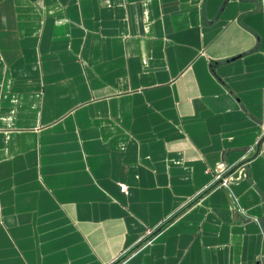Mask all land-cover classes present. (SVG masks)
I'll return each mask as SVG.
<instances>
[{"label": "crops", "instance_id": "obj_1", "mask_svg": "<svg viewBox=\"0 0 264 264\" xmlns=\"http://www.w3.org/2000/svg\"><path fill=\"white\" fill-rule=\"evenodd\" d=\"M0 264H264V0H0Z\"/></svg>", "mask_w": 264, "mask_h": 264}, {"label": "water", "instance_id": "obj_2", "mask_svg": "<svg viewBox=\"0 0 264 264\" xmlns=\"http://www.w3.org/2000/svg\"><path fill=\"white\" fill-rule=\"evenodd\" d=\"M262 143V141L261 142H259L258 144H257V146H256V152H255V154H254V156L258 153V151H259V147H260V144ZM245 164V162L244 163H242V164H239V165H237V166H235L232 170H231V172H230V174L231 173H233L234 171H236L237 169H239L241 166H243ZM230 174H228V175H230ZM221 181H218L217 182V184H219ZM159 230H156L155 232H154V234L156 233V232H158Z\"/></svg>", "mask_w": 264, "mask_h": 264}, {"label": "built area", "instance_id": "obj_3", "mask_svg": "<svg viewBox=\"0 0 264 264\" xmlns=\"http://www.w3.org/2000/svg\"><path fill=\"white\" fill-rule=\"evenodd\" d=\"M218 181H221L219 184L226 186V178H222L221 176L217 177ZM125 187H120V192L124 193L125 192Z\"/></svg>", "mask_w": 264, "mask_h": 264}]
</instances>
